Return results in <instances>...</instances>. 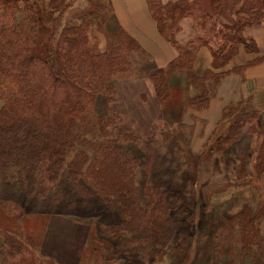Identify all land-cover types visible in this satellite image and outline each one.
<instances>
[{
    "label": "trees",
    "instance_id": "16d2710c",
    "mask_svg": "<svg viewBox=\"0 0 264 264\" xmlns=\"http://www.w3.org/2000/svg\"><path fill=\"white\" fill-rule=\"evenodd\" d=\"M75 1L0 0V200L25 214L47 211L78 220L95 219L109 240L123 246L130 264H143L134 261L139 255L151 258L153 264L166 255L163 238L167 233L175 229L185 240L191 235L197 209L192 183L181 185L174 194L162 185L155 188L147 183L141 193L145 203L141 202L138 171L144 169L150 176L159 154L153 141L114 131L118 115L113 105L117 81L145 76L141 68L151 59L122 28H107L109 0H86L82 23L60 28V15ZM150 8L159 33L179 52L166 68L148 75L160 101L168 96L170 77L178 70L186 72L191 89H201L206 82L215 87L223 76L210 70L202 76L194 73V53L176 43L182 17L194 18L199 32L195 41L209 48L216 70L227 64L240 45L249 53L258 51L242 32L262 21L264 0H176L165 14L151 4ZM93 27L105 40L103 50ZM188 101L204 107L208 96ZM240 106L226 111L225 116L235 113L236 117H222L233 122L227 134L217 138V152L226 153L228 147L238 145L246 125L256 122L257 117ZM183 126L190 132L183 142L162 133V145L179 147V154L190 161L193 126ZM133 145L144 151L143 157L132 154ZM256 162L254 169L263 173V146ZM244 171L240 173L247 176ZM258 215L250 209L235 215L241 225L234 253L243 264H264ZM187 223L189 231H181ZM208 236L204 233L195 239L197 251L201 239ZM187 252L181 253L179 264L186 262ZM200 253L194 258L199 262L193 259L191 264H232L236 258L217 262L215 250L213 257L208 248L202 257Z\"/></svg>",
    "mask_w": 264,
    "mask_h": 264
},
{
    "label": "rangeland",
    "instance_id": "374dc122",
    "mask_svg": "<svg viewBox=\"0 0 264 264\" xmlns=\"http://www.w3.org/2000/svg\"><path fill=\"white\" fill-rule=\"evenodd\" d=\"M175 1L149 0L154 8L162 9L163 14ZM91 43L94 45V40ZM141 71L144 74L142 68ZM118 98L121 97L117 96L113 105L118 115V124L114 131L130 132L142 141H153L152 146L157 148L159 154L150 176H146L144 169L140 168L138 171L136 182L140 189L141 202L145 203L141 193L147 183L155 188L162 185L170 194H174L181 185L183 187L192 183L190 191L194 192L193 198L197 203L191 229L188 223L183 225L185 228H181V231L191 230L188 240L175 229L167 233L163 238L166 255L153 264H179L183 257L181 253L186 251L187 260L184 264H191L196 252H201L199 257H202V251L207 248L209 257H213V250L216 251L214 260L217 262L234 257L235 241L239 236L236 232L241 225L235 215L250 209L254 214L260 213V229L264 222V171L261 174L254 169L260 147L263 146L264 151V135L263 139L253 136L258 132L264 133V127L256 122L246 125L241 142L228 147L226 153L216 151L217 138L221 135L207 138L203 129V137L195 139L194 146H191L189 161L179 154V147L162 145V133L171 134L175 141L183 142L182 139L190 133L183 124H192V117L178 123L154 121L157 117H144L143 108L138 106L131 107V114L124 115L126 111L123 114L118 111ZM141 101L143 99L137 103ZM99 104L101 112H104L103 103ZM196 126L197 128L193 126L191 140L202 124L196 123ZM133 147L132 154L137 158L143 157L144 151L135 145ZM242 155H246L245 161L242 160ZM241 169L248 175L240 173ZM186 181L188 182L185 184ZM168 187L170 189L167 190ZM104 218L105 222L110 221ZM49 221H55L52 228L48 227ZM204 233L209 235L205 240L201 239L205 248L200 245L197 251L195 239H199ZM108 237V233L98 226L95 219L85 217L78 220L73 216L47 211L25 214L14 208L13 204L0 200V252L4 253L0 264H130L123 255V246L117 245L114 239L109 240ZM50 252L59 253L61 257L57 260L49 255ZM235 257L232 264H243ZM199 260L194 259V263ZM134 261L150 264L152 259L139 255L135 256Z\"/></svg>",
    "mask_w": 264,
    "mask_h": 264
},
{
    "label": "crops",
    "instance_id": "0c3cea01",
    "mask_svg": "<svg viewBox=\"0 0 264 264\" xmlns=\"http://www.w3.org/2000/svg\"><path fill=\"white\" fill-rule=\"evenodd\" d=\"M109 2L111 15L107 21V28H122L151 59L142 67L146 73L145 76L123 78L117 81V96L121 97L117 101L120 113L123 114V111H126L124 115L131 114L129 111L131 107L138 106L143 108L144 117H157L154 121L178 123L192 117L193 123L187 125L197 128L196 123L202 124L198 131L195 130L197 132L194 131L192 147L195 139L203 137L201 132L203 129L204 136L207 138L216 134L221 136L227 134L232 119L222 121V117L225 116L228 108L238 105L246 107L257 117L256 124L264 123V18L259 24H253L242 32L245 39L255 43L258 51L249 53L243 45H240L237 53L227 64L216 70L212 68L213 57L209 48L195 41L199 32L196 29L194 18L182 17L178 24L176 43L177 46L187 47L194 53L195 59L192 65L194 73L202 76L210 70L214 73H223V76L215 87L211 82H206L201 89H191L188 87L186 72L178 70L170 77L168 96L160 101L155 95L154 86L148 75L166 68L178 57L179 52L176 46L159 33L148 0H109ZM87 9L86 0L75 1L60 15V28L78 26L82 23ZM94 33L100 42L99 48L103 50L105 40L102 34L95 29ZM120 92H122L121 95ZM201 95L208 96V102L204 107H199L196 103L190 104L188 101L191 97ZM141 99L143 102L137 103ZM225 117H236V114ZM258 133L253 136L263 139L264 133ZM54 222L49 221L48 227L52 228ZM68 226L71 224L68 223ZM261 226L264 236V222ZM58 254L50 252L49 255L58 260L60 256Z\"/></svg>",
    "mask_w": 264,
    "mask_h": 264
}]
</instances>
